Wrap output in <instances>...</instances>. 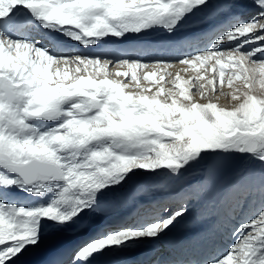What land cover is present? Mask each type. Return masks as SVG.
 Returning <instances> with one entry per match:
<instances>
[{
  "label": "bare ground",
  "instance_id": "1",
  "mask_svg": "<svg viewBox=\"0 0 264 264\" xmlns=\"http://www.w3.org/2000/svg\"><path fill=\"white\" fill-rule=\"evenodd\" d=\"M27 1L0 0V26L1 30H4L0 38H4L6 48L13 57V64L15 63L12 69L15 74L13 81H30L27 97L33 104L29 101L23 104L21 124L17 121L5 124L4 130L7 137L37 142L40 145L66 136L60 130L66 126L67 122L54 119L42 120L39 118V110L34 107V104L48 101V99H59L56 95L57 90L62 93L63 98L75 95L80 98H92L93 96L98 99L102 98L106 111L111 112L113 116L116 115L117 120L121 121L119 125L123 122L118 112L122 113V111L117 107L118 105H114V95L118 100L134 105V108L130 105L132 109L130 112L133 114L146 113L154 121L163 115L176 114V118L187 125L179 134L171 135L174 136L171 144H181L196 152L201 149L209 151L212 145L224 137V134L232 131L234 127L238 128L240 124L235 119L237 114L248 113L247 124H242V126L249 125L252 105L244 108L237 106L236 110V105L233 107L217 106L213 102L203 104L202 96L205 93L211 95L217 90L221 92L223 90L217 80L213 79L212 83L206 81L208 83L206 85L201 75L194 73V70L199 72L204 65L209 66V60H214L210 57L218 56L219 49L233 47L240 41L235 34L238 31L236 25L240 21L244 22L247 12L231 11L222 15V9L218 7L209 14L211 22L206 26H190L181 33L175 34L161 35L157 32L155 35L116 44L118 42H111L112 34L103 35L94 41L79 40L74 39L76 36L70 33L68 27L66 29L59 25L54 28L47 27L46 24L38 21L39 18L34 20L27 15L25 11ZM61 1L65 0H32L31 2L36 3L38 7L43 5L35 11L41 14L43 9L54 11ZM79 1L90 3L89 0ZM46 2L51 5L45 4ZM196 11L198 12V9ZM254 17L257 19L261 16L256 13ZM75 22L74 18L64 19V23L68 26ZM189 22L194 23V19ZM94 25L96 28H102L99 22ZM232 28L235 29L229 32ZM81 30L83 37H87L84 36L87 29L81 27ZM214 39H217L215 43L209 45L208 43ZM160 46L167 47L161 50ZM37 48L42 49V58L38 61L40 67L32 73V68L30 70L27 65L31 64V58H34L33 53ZM123 49H127L126 53H123ZM92 56L97 58V63L90 60ZM217 61L220 63V60ZM262 70L264 75V68ZM92 71L103 75V79L94 80L91 76ZM44 72L46 73L45 83L41 79ZM128 79L131 83H125ZM44 84H49V86L43 87ZM152 85L157 88L152 90ZM48 87L50 89H47ZM145 87L148 90H145ZM134 88H139V91L133 90ZM230 89L232 93L239 91L243 96L247 88L242 86ZM230 89H226L223 95L226 96ZM46 92L49 95H45ZM16 104L20 103L16 102ZM89 104L93 105V103ZM80 108L79 104L72 107L66 116L74 115ZM178 124V122L176 125L174 123L171 128L177 127ZM111 134L115 137L117 131H111ZM155 139V142L161 141L159 138ZM186 143L189 145H185ZM180 153L174 152L175 155ZM237 158L236 153L225 148L212 152L207 157L201 179V183L208 186L209 203L206 207L194 206V202L200 196L197 192H193L191 196L187 192L195 181L191 179L189 172L184 173L182 168L176 166H172L166 176H158L155 179H150L147 175L134 176L139 168L131 169L125 179L119 178L121 183L118 185L119 192L116 196L112 193H110V198L102 194L95 196L90 206L81 209L80 214L76 213L73 205L60 206L63 211L57 217H54L55 210L61 203L62 197H59V200L50 201L49 196H45L41 203H36L34 208L19 210L14 207V203L28 207L39 199L38 195L30 190L29 185L17 186L16 182L11 181L14 185L1 182L0 264H54L57 261L63 264H110L111 261L115 264H143L144 259L151 260L156 255L159 257L154 258L152 261L155 262L150 261L149 264H180L183 258H185V264L189 252L199 250L204 238L211 242L215 236L219 238V250L222 251L220 255L214 257L218 259L219 256L224 255L221 248L225 244V233H221L218 227L225 231V217L228 216L231 219L234 212V208L225 212L224 208L222 206L218 208V205L229 186L224 183V177L226 173H230L231 168L235 167ZM0 159L5 158L1 155ZM2 168L0 174L3 173L8 177L6 173L10 171L6 167ZM71 175L72 171L66 170V177H71ZM12 176L14 177V174ZM112 177L113 181L117 182L119 175L113 174ZM263 191L264 189L258 195H264ZM238 195L239 192H234L231 198L229 197L230 206ZM168 202L169 205H167ZM77 205L78 203L75 206ZM263 207L259 206L255 200L245 201L243 208L232 216L234 218L231 221L254 218ZM161 208H164L162 214ZM258 208L260 210L255 213L254 210ZM3 209H7L6 214H3ZM13 211L16 215L12 213ZM137 211L139 213L135 215ZM41 212L46 213L42 216L45 218L43 222L39 220ZM193 212L196 218L193 224H189L188 220ZM22 216H25L29 223L19 231L15 229L13 231L14 226H11V220ZM46 216L54 217L63 224L48 225L50 219H46ZM132 217L138 221L132 224L129 232L117 234L121 232L123 226L133 222ZM156 222L160 224L159 227H155ZM151 223H156V225L140 231V236L134 235L138 229H144ZM258 230H253L255 233L251 230L249 232L256 235ZM104 231L105 236L108 234L107 239L110 242L104 244L101 251L95 250L99 249L103 240L95 238L92 244L85 248L82 246L80 253L75 256V247L78 244L86 240L88 236L96 232L102 234ZM244 233L247 234L246 231ZM243 237L239 238L238 248H242L247 235L244 238L245 241ZM57 244L60 245L57 248L60 254L53 258L51 252L56 249ZM35 247H41V250L37 249L38 251L32 252ZM65 249L66 257L62 255ZM210 249L214 252V248ZM199 254L198 251L194 256ZM71 255H74V258L67 261Z\"/></svg>",
  "mask_w": 264,
  "mask_h": 264
},
{
  "label": "rangeland",
  "instance_id": "2",
  "mask_svg": "<svg viewBox=\"0 0 264 264\" xmlns=\"http://www.w3.org/2000/svg\"><path fill=\"white\" fill-rule=\"evenodd\" d=\"M31 1L26 2L27 6H32L34 9V17H31L34 20L39 18L38 21L44 25L46 24L47 27L54 28L56 25L61 26V28L65 27V29L68 27L70 33L76 36L74 39L79 40L94 41L103 35L112 34L111 42L118 43L155 35L157 32L161 35L175 34L181 33L190 26H206L211 22L209 14L218 7V9H222V15H226L231 11L247 12V18L244 22L240 21L236 25L238 31L235 34L240 41L233 47L219 49V57H210L214 59L209 60L210 65L203 64L204 67L200 68L199 72L194 70V73H199L205 83L208 81V83H212L213 79L217 80L223 90V92L217 90L211 95L205 93V97L202 96L205 99L202 101L203 104L213 102L217 106L233 107L236 105V110L238 109L237 106L244 108L252 105L253 109L249 125L242 126V124H247L246 116H248V113L237 114L235 119L240 124L238 128L234 127L232 131L230 130L224 134V137L212 145L214 148L211 147L212 149L210 148L209 151L201 149L196 152L181 144H171L174 137L171 135L179 134L187 125V123L179 121L176 114L163 115L164 117L162 116L154 121L146 113L133 114L130 112L132 110L130 105L133 108L135 106L118 100L114 95V105H118L117 107L123 113L118 112V115H121L120 120L123 122L119 125L121 121L117 120L116 115L113 116L111 112L106 111L102 98L98 99L96 96L80 98L78 95L63 98L62 93L57 90L56 95L59 99H48V101L34 104V107L39 110V118L42 120L54 119L67 122L66 126L60 130L66 136L40 145L37 142L9 138L4 126L10 121L22 123L20 117L23 113L22 106L26 101L30 102L27 97V88L30 86V81H13L15 74H13L12 69L15 63L13 64V57L6 48L4 38L1 37L0 156L2 155L12 164H23L32 159L53 163L61 174L60 180L40 178L37 183L29 185L30 190L34 191L39 199L28 207L16 203L13 204L14 207L19 210H29L31 207L34 208L36 203H41L42 198L45 196H49L50 201L59 200V197H62L61 203L55 210L56 215L53 214L54 217H57L63 211L60 206L66 205L68 207L73 205L76 213L80 214L81 209L90 206L95 196L102 194L110 198V193L116 196L119 192L118 185L121 183L119 178L125 179L129 170L139 168L141 171L137 170L134 176L147 175L148 178L155 179L158 176H166L172 166L182 168L184 173H190L191 179L195 182L187 193L191 196L193 192H197L200 197L194 202V206L206 207L209 203L208 186L201 183L206 159L212 152L223 148L236 153L238 161L235 163V167L229 170L230 173H226L224 177V183L229 184V186L222 196L218 208L222 206L225 212H229L231 208H234L233 216L243 208L245 201L248 200H255L259 203V206H264V195H258L264 189V75L262 74V68H264V0H89V4L79 0H65L61 1L60 5L56 6V9L54 8V11L43 9L41 14L35 11L43 5L41 4L38 7L36 5L37 1L36 3ZM45 4L51 5L47 2ZM256 13L261 17L256 19L254 17ZM68 17L74 18L76 20L75 24L71 26L65 24L64 19ZM191 19H194V23L189 22ZM96 22H99L102 28H96L94 25ZM81 27L87 29V33L84 35L87 37H83ZM234 29H230L229 32ZM3 33L4 30H1L0 26V35H3ZM215 40L217 39L208 44L212 45ZM41 51L42 49L37 48L33 53L34 58H31V64L28 63L29 65H27L30 70L32 68V73L40 67L38 61L42 58ZM90 60L98 62L94 56ZM217 60H220V63ZM95 70L97 71V68ZM91 76L94 80L103 79V75H99L94 71L91 72ZM45 78L46 73L44 72L41 75L44 83ZM126 82L131 83L129 79ZM47 86L49 84L43 85V87ZM133 86L135 87V84ZM152 86V90L157 88V86L156 88H154V85ZM242 86L247 88L243 96L239 91L232 93L230 89L231 87L237 89ZM145 88V90H148L147 87ZM225 88L230 89L226 96L223 95V93L225 94ZM47 89H50V87ZM133 90L138 92L139 88ZM145 90L144 92H146ZM45 95H49V93L46 92ZM32 96H34V93H32ZM16 102L20 104H16ZM89 103H93V105ZM78 104L81 106L79 111L74 115L66 116L69 114L68 111ZM51 110H56L57 115L49 118L46 113ZM177 122L179 123L178 126L171 128ZM114 130L117 131L115 137L111 134V131ZM155 138H159L161 141L155 142ZM185 145L189 144L186 143ZM174 152L181 153L175 155ZM0 165V170H3L2 167L5 166L1 163ZM7 169L11 174L6 173L7 177L1 173L0 182H8L10 185H14L11 183L12 181L16 182L17 186L24 184L14 172L9 168ZM66 170L72 171L71 177H66ZM113 174L119 175L117 182L113 181ZM128 180H131V178H128ZM234 192H239V195L235 197V201L230 206L228 199L231 198ZM248 192H251V194H247ZM75 203H78V205L75 206ZM167 205H169V202ZM3 210V214H6L7 209ZM250 210L249 208V212H251ZM258 210L260 208L254 210L255 213ZM160 212L162 214L164 208H161ZM12 213L15 214V211ZM43 215H46V213L41 212L39 214L40 222L45 220L42 217ZM232 216L231 219L228 216L225 217V231L218 227L222 231L221 233H225V244L222 249L224 255L218 257V259H211L207 264H264V207L256 217L251 219L244 218L234 222V219L231 221L234 218ZM54 217L46 216V219H50L48 225H54L50 224L51 220H55L57 225L63 224ZM195 218V212H193L188 223L193 224ZM133 222H135V219ZM27 223L29 222L25 216L18 217L16 220L13 219L11 220V226H14L12 230L19 231ZM156 223H151L144 229H138L134 235L140 236V231L146 230L149 226L156 225ZM132 224L131 222L127 226L125 225L124 228H121V232H117V234H126L131 229ZM159 226L160 224L157 223L155 227ZM257 229L259 230L256 235L249 232V230L254 232ZM227 230H231V232H227ZM245 231L247 234L244 233ZM107 236H98L103 240V243L95 251H101L100 249L104 244L110 242ZM242 237L243 240L245 237L247 239L244 240L245 242L243 241L242 248H238L240 245V242L238 243L239 238ZM92 238L93 236H90L79 244L76 252L79 253L82 246L85 248L92 244ZM184 259L180 261V264H184Z\"/></svg>",
  "mask_w": 264,
  "mask_h": 264
},
{
  "label": "water",
  "instance_id": "3",
  "mask_svg": "<svg viewBox=\"0 0 264 264\" xmlns=\"http://www.w3.org/2000/svg\"><path fill=\"white\" fill-rule=\"evenodd\" d=\"M29 16H32L34 11L31 7L26 8ZM56 111H49L46 113L47 117L56 116ZM6 167L10 168L13 172H15L25 184H33L39 178H54L60 179L61 175L57 167L48 162L39 161L37 159H33L25 164H11L5 159L0 160Z\"/></svg>",
  "mask_w": 264,
  "mask_h": 264
}]
</instances>
